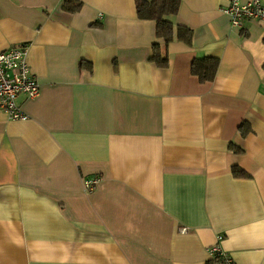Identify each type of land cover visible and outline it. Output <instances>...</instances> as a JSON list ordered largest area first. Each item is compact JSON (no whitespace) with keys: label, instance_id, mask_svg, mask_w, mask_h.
<instances>
[{"label":"crops","instance_id":"obj_1","mask_svg":"<svg viewBox=\"0 0 264 264\" xmlns=\"http://www.w3.org/2000/svg\"><path fill=\"white\" fill-rule=\"evenodd\" d=\"M80 1L0 0V52L27 44L41 86L18 99L28 119L0 107V264H222L217 242L264 264V21L181 0L194 38L160 67L136 0Z\"/></svg>","mask_w":264,"mask_h":264},{"label":"built area","instance_id":"obj_2","mask_svg":"<svg viewBox=\"0 0 264 264\" xmlns=\"http://www.w3.org/2000/svg\"><path fill=\"white\" fill-rule=\"evenodd\" d=\"M222 11L229 15L233 27H243L246 20L264 21V0H229ZM28 45L13 46L0 52V107L10 119L26 120L29 114L18 102L23 94L29 99L36 98L41 86L27 60ZM101 177L95 176L84 181L88 191L96 189ZM223 235H218L221 240ZM214 260L222 264H235L228 252L217 242L209 249Z\"/></svg>","mask_w":264,"mask_h":264},{"label":"trees","instance_id":"obj_3","mask_svg":"<svg viewBox=\"0 0 264 264\" xmlns=\"http://www.w3.org/2000/svg\"><path fill=\"white\" fill-rule=\"evenodd\" d=\"M181 0H136V9L140 19H150L156 22V35L162 42H157L153 46L151 60L160 67L169 65V56L165 50L168 44L175 38L192 43L194 32L186 25H176L173 21L181 7ZM82 6L80 0H65L63 7L66 11L76 12ZM87 65L82 61L81 66ZM219 60L214 57L196 59L192 65V72L197 75L202 82L212 81L217 73ZM245 123L240 126L242 134L246 135L249 129L244 128ZM234 150L240 151V147L232 144ZM235 175H245L242 169L234 167Z\"/></svg>","mask_w":264,"mask_h":264}]
</instances>
